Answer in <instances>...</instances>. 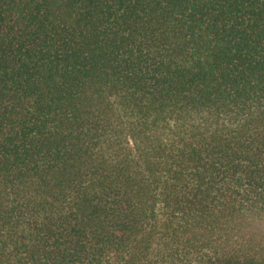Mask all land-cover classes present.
<instances>
[{"label": "trees", "instance_id": "16d2710c", "mask_svg": "<svg viewBox=\"0 0 264 264\" xmlns=\"http://www.w3.org/2000/svg\"><path fill=\"white\" fill-rule=\"evenodd\" d=\"M0 264H264V0H0Z\"/></svg>", "mask_w": 264, "mask_h": 264}]
</instances>
